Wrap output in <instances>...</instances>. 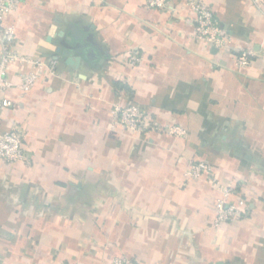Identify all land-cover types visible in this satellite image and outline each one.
I'll return each mask as SVG.
<instances>
[{"label": "crops", "instance_id": "crops-1", "mask_svg": "<svg viewBox=\"0 0 264 264\" xmlns=\"http://www.w3.org/2000/svg\"><path fill=\"white\" fill-rule=\"evenodd\" d=\"M203 1L231 50L194 38L186 0L165 11L145 0H22L6 18L15 50L57 72L6 94L15 106L1 130L23 135L26 159L0 160V264H264V4ZM72 25L92 50L78 69L57 60ZM236 50L252 51L250 67H237ZM32 69L15 62L7 75L17 83ZM130 102L187 135L112 129V109ZM200 161L236 189L241 218L214 226L220 192L185 177Z\"/></svg>", "mask_w": 264, "mask_h": 264}, {"label": "built area", "instance_id": "built-area-1", "mask_svg": "<svg viewBox=\"0 0 264 264\" xmlns=\"http://www.w3.org/2000/svg\"><path fill=\"white\" fill-rule=\"evenodd\" d=\"M146 6L160 11L171 8L170 0H145ZM258 6L264 4V0H254ZM22 0H0V160L7 164H16L26 159L23 148V135L19 131H2V114L6 109L15 106L14 102L6 94L11 89L28 92L35 87L41 72L46 70L55 75L57 72L56 61L46 64L41 59H33L24 56L15 50L16 30L14 26L5 25V20L11 14L17 12ZM190 9L194 16L195 34L194 38L204 44L220 51L231 50L229 39L225 29L221 26L217 16L210 6L203 0H186L185 6ZM237 51V50H236ZM21 62L31 64L33 69L19 74V82H13L8 78V68L12 63ZM142 62V57L135 52L129 55L128 63L137 66ZM253 63L251 50L236 52V64L240 69L248 68ZM112 129H120L128 133L139 134L149 130H163L170 135L183 137L187 130L182 126H161L157 120L146 115L143 109L136 103L130 102L125 106L117 103L111 111ZM187 179H209L220 192L216 201V216L214 226L218 227L224 223L234 222L241 218L242 210L238 204L230 201L236 192L234 187H222L214 177L212 166L204 161L190 163L185 172ZM110 264H133L127 258L116 257Z\"/></svg>", "mask_w": 264, "mask_h": 264}, {"label": "water", "instance_id": "water-1", "mask_svg": "<svg viewBox=\"0 0 264 264\" xmlns=\"http://www.w3.org/2000/svg\"><path fill=\"white\" fill-rule=\"evenodd\" d=\"M73 33L68 37L69 43H62L63 47L57 48V60H60L62 57L65 58V64L71 68L78 69L81 61L83 59L90 60L92 50L88 45H82V33L77 30L75 26H71Z\"/></svg>", "mask_w": 264, "mask_h": 264}, {"label": "trees", "instance_id": "trees-1", "mask_svg": "<svg viewBox=\"0 0 264 264\" xmlns=\"http://www.w3.org/2000/svg\"><path fill=\"white\" fill-rule=\"evenodd\" d=\"M118 86H120L122 88V85H120V83H117Z\"/></svg>", "mask_w": 264, "mask_h": 264}]
</instances>
